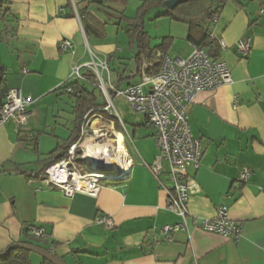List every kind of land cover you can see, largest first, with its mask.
I'll return each instance as SVG.
<instances>
[{"label": "crops", "instance_id": "1", "mask_svg": "<svg viewBox=\"0 0 264 264\" xmlns=\"http://www.w3.org/2000/svg\"><path fill=\"white\" fill-rule=\"evenodd\" d=\"M1 1H6L8 9L0 23V66L6 70V87L19 89L32 102L24 125H0V251L16 242L34 244L29 230L42 228L46 237L40 238L42 245H36L67 264H264V0L227 1L218 20L207 21L212 37L225 44L218 58L229 68L232 83L198 93L188 108L191 133L201 143L200 165L190 170L200 189L188 202V229L173 232L171 241L164 239L162 227L180 223L181 217L166 209L165 190L145 166L154 159L157 147L153 135H139L137 126H148L141 115L126 114L128 121L136 119L127 125L118 112L125 135L130 140L138 135V139L132 142L133 154L119 137L131 165L121 179L106 181L97 196H66L43 185L42 178L22 172L42 170L48 154L73 130V105L69 109L59 87L75 64L88 62L89 39L98 40L93 51L99 59H111L119 50L118 62L123 61L119 64L133 60L135 50L129 48L128 37L123 47L110 44L107 48L99 41L105 39L108 24L114 35L125 32L124 23L117 25L119 17H133L143 0H127L125 5L89 4L88 0ZM85 8L106 23L104 38L85 36L78 15ZM127 10L134 14L126 15ZM166 26L162 35L144 26L150 47L160 45L163 37H171V43L165 52L141 56L136 77L119 87L138 82L143 62H159L158 52L176 58L189 55L188 25L170 20ZM244 37L250 38L251 47L242 57L236 42ZM63 39L71 46L61 48ZM178 42L185 43L176 49ZM61 100L64 104L56 105L55 115L52 103ZM38 132L42 136L35 150L31 140L37 139ZM48 136L55 138L48 152L38 153L41 138ZM243 169L250 171L246 182L240 180ZM162 180L168 185L165 176ZM219 204L226 205L229 216L240 223L237 240L193 226V218H212ZM99 214L111 215L114 225L96 223ZM41 259L32 263L41 264Z\"/></svg>", "mask_w": 264, "mask_h": 264}, {"label": "built area", "instance_id": "2", "mask_svg": "<svg viewBox=\"0 0 264 264\" xmlns=\"http://www.w3.org/2000/svg\"><path fill=\"white\" fill-rule=\"evenodd\" d=\"M217 20V13L208 19L212 23ZM218 43L220 48L225 47L222 40L219 39ZM59 46L66 49L71 46V42L63 39ZM250 47L249 37L236 42V50L242 57L249 54ZM157 56L160 59L154 70H150L155 66L153 61H144L139 81L124 87H116L112 82L105 81L94 61L72 67L69 78L81 79L82 67L90 68L96 75L97 86L107 100L99 110L106 112L108 116L105 117L96 108L87 110L82 117L78 139L66 149L60 159L45 167L41 180L43 185L57 188L66 196L74 193L97 196L105 187L106 181L125 174L120 163L116 172L107 171L108 160L100 157L102 144L109 139H116L115 131L110 130L114 129V118L126 134L125 124L114 105V99L122 96L135 112L144 116L147 125L154 129L157 154L145 166L159 187L165 190L166 209L181 217L180 223L162 227L164 239L171 241L173 232L188 229V202L190 196L200 189L190 170H196L200 165L201 143L191 133L187 119L188 108L198 93L212 92L222 85L230 84L232 77L223 60L212 58L204 48L192 43L191 51L185 58L170 57L159 52ZM31 102V98L19 89H8L0 105V125L7 122H13L17 126L24 125ZM236 102L237 99L234 100ZM118 132L124 143L123 134L120 130ZM110 153L113 155L112 150ZM130 165L128 157V167ZM163 176L168 185L164 184ZM249 176L250 171L243 169L240 174L241 182H246ZM95 222L107 227L114 225L113 217L106 214L97 215ZM193 226L219 234L228 240H237L241 235L240 223L229 216L228 207L224 204L216 206L212 218L200 221L193 218ZM30 234L36 238L46 237L42 228H32Z\"/></svg>", "mask_w": 264, "mask_h": 264}, {"label": "trees", "instance_id": "3", "mask_svg": "<svg viewBox=\"0 0 264 264\" xmlns=\"http://www.w3.org/2000/svg\"><path fill=\"white\" fill-rule=\"evenodd\" d=\"M227 1L230 0H186L172 9H168L164 5L165 0H143L136 9L133 17L129 18L121 15L117 21V25L119 26L121 23L126 25L125 34L128 37V46L131 50H135L133 60L136 68L131 75L127 76L123 75L125 73L124 69L121 74L117 75L114 85L119 87L123 82L136 77L138 74V66L141 61V56L145 55L147 57H151L153 52H165L168 49L171 43V37H163L160 45L155 47L149 46L148 37L144 31V16L149 10L154 8H162V13L158 14L156 17H165L170 20L186 23L188 25L187 40L192 44L204 48L212 58H218L220 46L210 34L207 21L214 13L218 14ZM87 2L89 4L97 5H125L127 0H88ZM5 4L6 1L0 0V23L8 14V9L5 7ZM78 15L81 18L83 30L87 38L91 36L98 39L105 37V22H102L98 17L91 14L86 8L79 10ZM158 63L159 62L155 63V65H158ZM5 73V68L0 66V105L3 103L5 95L8 91L4 80ZM92 83H96V75L90 69H85L82 73L81 79L69 78L59 87V90L67 91L73 100V130L63 144L56 145V147L48 154V157L44 160L45 166L42 170L30 174L26 171H22L26 173V176H37L38 178H42L45 167L60 159L66 149L78 139L83 114L91 108H96L98 112H102L99 108L104 107L106 103L98 102L93 89L88 86V84ZM103 114L105 117L108 116L106 112ZM114 119L115 125L119 126L116 118ZM34 145V149L36 150V144ZM23 243L31 242L23 241ZM0 264L33 263L31 261L29 251L14 248L9 250L6 255L0 257ZM41 264L51 263L41 259Z\"/></svg>", "mask_w": 264, "mask_h": 264}, {"label": "rangeland", "instance_id": "4", "mask_svg": "<svg viewBox=\"0 0 264 264\" xmlns=\"http://www.w3.org/2000/svg\"><path fill=\"white\" fill-rule=\"evenodd\" d=\"M162 12V8H154L152 10H149L145 16H144V26H145V29L149 32H153L158 35H162L163 33H165V30H167V26L170 22V20L168 19H164V18H161V17H156L158 14H160ZM134 14V11H129L127 10L126 11V15H133ZM155 34V35H156ZM94 41H98V40H90L89 39V46L86 45V52L88 53L87 54V60L88 62H96L98 65H97V68H99V73L101 74V76L103 77V79L105 81H110L112 82V84H115V80H116V76L121 74L123 72V70L125 69V75H128L130 74L131 71H134L135 70V65H134V61L131 60V61H124V65H121L119 64V62H123V61H119L118 62V58L121 56V54L118 52L119 50L114 51L115 53V56L113 55L110 59V57H104V58H100L96 55V53H94L93 49V43ZM100 42V43H99ZM98 43L101 44L102 46L104 47H109L110 44H113L117 47H123L124 45L127 44V36L125 34L124 31L122 30H119L118 34L117 35H114L113 34V26L111 24H108L107 26V35L105 37L104 40H100ZM185 42H178V45L176 46V49L180 48L183 46ZM90 47V48H89ZM91 49V50H90ZM92 51V52H91ZM94 54V55H93ZM87 62V63H88ZM126 64V65H125ZM101 65H103L104 67L102 68ZM120 66L119 70H118V66ZM92 68L94 67V65H91ZM125 67V68H124ZM85 69H90L88 67H82L81 69V73H83V71ZM91 70V69H90ZM89 88L93 89L96 97H97V100L98 102H102V103H105L107 102V100L105 99V97L102 96V90L99 86H97V83H92V84H88ZM62 93L64 95H62V100H66L70 106H69V109L72 108V105H73V100L72 98L70 97V95L68 94L67 91H62ZM51 99V98H50ZM52 100L54 101V98H52ZM56 101V102H53L52 104H54V114L56 115V105L60 103L61 104H64V101ZM114 105L116 107V109L118 110L120 116L122 117V119L127 122L126 124L128 125L129 122H131V120H133V122L136 120V119H130V121H128L126 119V114L128 113H133V116L134 115H141V118L144 116L142 114H139L137 112H135L131 107L130 105L128 104V102L126 101V99H124L122 96L120 97H116L114 99ZM68 106V105H67ZM129 107V108H128ZM61 109V108H60ZM61 115V114H60ZM138 120V119H137ZM98 123V122H97ZM116 129L117 128H120L119 126L115 127ZM137 129H138V133L139 135L141 134H145L147 135L145 138H148L150 137L151 135H153L154 133V129L152 126H137ZM102 130H104V128H102ZM122 130V129H121ZM120 133H118V136L120 137L121 135H119ZM37 139L35 140H31V144L34 146V144L38 143V140L40 139V136H42V134H39L38 133H35ZM124 135H125V132H124ZM138 135H134V136H131V140L128 138L127 135L124 136V140H125V144L127 145L128 149L131 151V153L134 154V149H133V145H132V142L134 143L138 137ZM49 138H41V144L39 145V148H38V153H44L46 154L51 146V143H52V139H55L53 138L52 136H48ZM121 141V140H120ZM122 143V142H121ZM123 144V143H122ZM38 166L41 167L42 166V160L38 161ZM31 241L36 245H42L43 244V241L42 239L40 238H31ZM30 258L32 260L33 263H36L37 260L40 259V256L33 253V252H30Z\"/></svg>", "mask_w": 264, "mask_h": 264}, {"label": "bare ground", "instance_id": "5", "mask_svg": "<svg viewBox=\"0 0 264 264\" xmlns=\"http://www.w3.org/2000/svg\"><path fill=\"white\" fill-rule=\"evenodd\" d=\"M110 130L115 131L114 129L111 128ZM118 133H119L118 131H115V135H116L115 140L109 139L105 141L104 144H102V146L100 147V157L103 160L105 159L108 160L107 171L113 173L117 171L119 163L124 172L128 170V156L121 141L118 142L119 140ZM110 150H112L113 155L110 153Z\"/></svg>", "mask_w": 264, "mask_h": 264}, {"label": "water", "instance_id": "6", "mask_svg": "<svg viewBox=\"0 0 264 264\" xmlns=\"http://www.w3.org/2000/svg\"><path fill=\"white\" fill-rule=\"evenodd\" d=\"M185 1L186 0H165L164 5L166 8L172 9L176 5L183 3ZM122 177L112 178L111 180L115 181V180L121 179ZM14 248H19V249H23L29 252H33L39 255L42 259L50 262L51 264H67L62 258L56 256L54 253H51L50 251L42 247H39L35 244L23 243V242H16V243L9 245L4 251H0V257L6 255L9 252V250L14 249Z\"/></svg>", "mask_w": 264, "mask_h": 264}]
</instances>
